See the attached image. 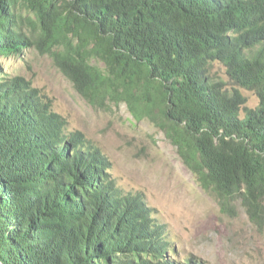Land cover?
Returning a JSON list of instances; mask_svg holds the SVG:
<instances>
[{
    "label": "trees",
    "instance_id": "obj_1",
    "mask_svg": "<svg viewBox=\"0 0 264 264\" xmlns=\"http://www.w3.org/2000/svg\"><path fill=\"white\" fill-rule=\"evenodd\" d=\"M32 47L93 106L126 101L157 122L223 212L240 204L264 227V0H0V56ZM111 169L0 67V264H208Z\"/></svg>",
    "mask_w": 264,
    "mask_h": 264
},
{
    "label": "rangeland",
    "instance_id": "obj_2",
    "mask_svg": "<svg viewBox=\"0 0 264 264\" xmlns=\"http://www.w3.org/2000/svg\"><path fill=\"white\" fill-rule=\"evenodd\" d=\"M19 13L29 15L23 7ZM0 67L30 79L52 99L53 109L68 119L71 129L82 131L107 154L116 180L147 195L182 254L193 253L208 264H264V227L254 224L240 204L236 214L223 212L215 193L202 183L157 122L148 116L137 118L126 101L93 106L52 56L35 47L0 56ZM212 72L228 82L223 64L214 63ZM243 92L248 105L255 107L256 94Z\"/></svg>",
    "mask_w": 264,
    "mask_h": 264
}]
</instances>
